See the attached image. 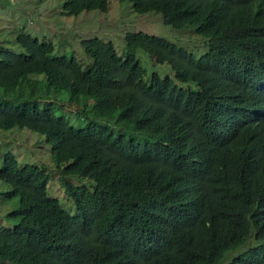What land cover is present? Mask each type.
<instances>
[{
    "label": "trees",
    "instance_id": "obj_1",
    "mask_svg": "<svg viewBox=\"0 0 264 264\" xmlns=\"http://www.w3.org/2000/svg\"><path fill=\"white\" fill-rule=\"evenodd\" d=\"M118 1L190 27L206 50L138 31L121 54L82 39L87 62L23 32L25 51H0V129L44 137L74 207L49 196L44 168L4 152L16 204L0 264H218L251 237L228 264H264V0ZM108 8L64 0L62 14Z\"/></svg>",
    "mask_w": 264,
    "mask_h": 264
},
{
    "label": "rangeland",
    "instance_id": "obj_2",
    "mask_svg": "<svg viewBox=\"0 0 264 264\" xmlns=\"http://www.w3.org/2000/svg\"><path fill=\"white\" fill-rule=\"evenodd\" d=\"M63 2L64 0H0V51L2 49L13 52L25 51L15 40L16 36L23 32L36 37L39 41L52 42L55 53L62 54L73 50L77 57L87 62L88 59L80 44L82 39L98 37L104 41H111L116 51L121 54L126 33L138 31L162 36L183 45L187 51L197 56L206 50L203 39L190 27L175 29L165 25L160 14L152 11L137 13L132 10L128 1L109 0L106 12L92 10L77 16L62 14ZM137 57L149 72L165 69L164 65L155 64L143 49L137 50ZM4 152L13 153L21 163H34L44 168L49 175V196L59 199L69 212L74 211L72 201L65 195L60 185V176L51 157L50 145L45 142L43 136L27 128L0 129V157ZM71 180L77 185H91L89 178L74 177ZM8 189L9 185L0 181V227L12 225L6 219V214L16 204V199L4 197L3 192ZM256 244L251 237L245 244L246 248L228 252L218 264H228L232 256L241 251L249 254L248 248Z\"/></svg>",
    "mask_w": 264,
    "mask_h": 264
}]
</instances>
